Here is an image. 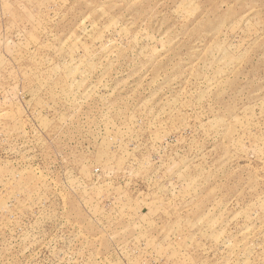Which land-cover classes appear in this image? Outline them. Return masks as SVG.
Here are the masks:
<instances>
[{"label":"rangeland","instance_id":"374dc122","mask_svg":"<svg viewBox=\"0 0 264 264\" xmlns=\"http://www.w3.org/2000/svg\"><path fill=\"white\" fill-rule=\"evenodd\" d=\"M0 264H264V0H0Z\"/></svg>","mask_w":264,"mask_h":264}]
</instances>
